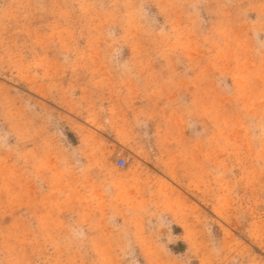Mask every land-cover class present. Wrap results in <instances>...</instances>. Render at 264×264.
<instances>
[{"label": "rangeland", "instance_id": "1", "mask_svg": "<svg viewBox=\"0 0 264 264\" xmlns=\"http://www.w3.org/2000/svg\"><path fill=\"white\" fill-rule=\"evenodd\" d=\"M0 264H264V0H0Z\"/></svg>", "mask_w": 264, "mask_h": 264}, {"label": "built area", "instance_id": "2", "mask_svg": "<svg viewBox=\"0 0 264 264\" xmlns=\"http://www.w3.org/2000/svg\"><path fill=\"white\" fill-rule=\"evenodd\" d=\"M124 165V159H119L118 160V166L122 167Z\"/></svg>", "mask_w": 264, "mask_h": 264}]
</instances>
